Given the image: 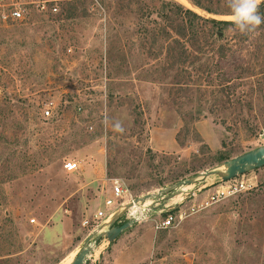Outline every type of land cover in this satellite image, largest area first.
<instances>
[{"label":"rangeland","instance_id":"1","mask_svg":"<svg viewBox=\"0 0 264 264\" xmlns=\"http://www.w3.org/2000/svg\"><path fill=\"white\" fill-rule=\"evenodd\" d=\"M21 1L23 19L0 20V264H70L105 224L93 214L113 178L134 198L264 145V24L251 36L234 25L216 35L196 20L205 30L193 38L177 4L229 14L188 0H78L60 3V14ZM202 1L228 10L225 0ZM175 31L186 33L181 45ZM105 112L124 134L104 127ZM219 179L119 235L148 240L137 264H264V166L233 178L251 188L192 212ZM168 212L186 216L155 229ZM96 245L105 253L109 242Z\"/></svg>","mask_w":264,"mask_h":264},{"label":"water","instance_id":"2","mask_svg":"<svg viewBox=\"0 0 264 264\" xmlns=\"http://www.w3.org/2000/svg\"><path fill=\"white\" fill-rule=\"evenodd\" d=\"M262 166H264V145L225 160L223 168L213 167L205 169L161 187L156 192H148L134 197L131 201L118 207L104 225L89 234L70 264H86L96 243L101 238H105L109 243L112 242L136 221L149 217L153 212L158 211L169 199L177 194V189L197 182H203L211 176H217L220 180L227 181ZM147 201L150 203L146 204ZM124 214L127 219L119 223L120 217ZM104 226L107 228L102 230Z\"/></svg>","mask_w":264,"mask_h":264},{"label":"built area","instance_id":"3","mask_svg":"<svg viewBox=\"0 0 264 264\" xmlns=\"http://www.w3.org/2000/svg\"><path fill=\"white\" fill-rule=\"evenodd\" d=\"M73 1H78V0H39L37 1V9L41 12L56 13L60 8V3L73 2ZM24 3L25 2L21 0H0L1 20L5 22V21H15L18 19H23L24 12L22 5ZM49 115H50V110L47 108L44 111V116L48 117ZM63 167L68 172L74 171L77 168V162L73 160H67L63 163ZM202 183L203 182H197L196 183L197 187L190 190H184L183 189L184 187H181L179 189V192L177 193L183 194V192H185L186 194L190 193L192 196H196V193L201 191L202 189L200 187L201 185H203ZM249 188H251L250 182H247L243 179L241 180L230 179L227 181H222L219 179L218 185H215L213 189L210 188L207 189L208 191L205 197L202 200L197 201L192 207L191 211L194 212L201 210L213 203H216L222 199L238 194L239 192ZM132 199L133 198L130 195V193H128L127 188H124L122 186L120 180L118 178H113L111 194L104 198V206L97 209L94 212L93 217L96 220H100L101 223L103 221L106 222L112 216V214L118 208V206L123 205L124 203H127ZM167 204L168 201L158 210V212L162 213L163 211H168L167 208L173 205V204H169L170 205L169 206ZM185 216L186 213L184 212H179L178 216H174L173 214L168 212L162 219L155 221L154 228L157 230L168 228L174 225L179 220H182ZM83 224L85 225L89 224V220L84 219Z\"/></svg>","mask_w":264,"mask_h":264},{"label":"clouds","instance_id":"4","mask_svg":"<svg viewBox=\"0 0 264 264\" xmlns=\"http://www.w3.org/2000/svg\"><path fill=\"white\" fill-rule=\"evenodd\" d=\"M264 0H225V6L229 10L230 22L234 25V31L241 35L251 36L264 24V15L260 13V4ZM105 128L111 127L115 133L124 134L126 129L123 121L110 118L104 113L102 121Z\"/></svg>","mask_w":264,"mask_h":264},{"label":"trees","instance_id":"5","mask_svg":"<svg viewBox=\"0 0 264 264\" xmlns=\"http://www.w3.org/2000/svg\"><path fill=\"white\" fill-rule=\"evenodd\" d=\"M80 1H82V0H80ZM188 1L192 5H194L196 7H199V8H201V9H203V10L209 12V13H214V14H229V10L220 11V10L214 9V8L208 6V5H205L202 0H188ZM74 2H76V1L66 2L65 4H71V3H74ZM177 6H178V9H179V14L182 15V17H183L182 18V22L184 24L183 26L185 27L184 29H187V31H191V37H193V38L197 37L199 35V33H204L203 30H205L204 27H200L198 29L196 20H200L202 22L210 23V25L216 30L215 31L216 35L218 33H221V31H222V29L224 27L229 26V25H233L230 22V20L206 18V17H203V16L197 14L196 12H194L192 9H190L188 7H184L183 5H180V4H177ZM70 9H73V8L70 7ZM64 10H65V8L62 7L61 8V11L58 12V13L60 14ZM71 12H72V10H71ZM49 13H51V12H49ZM58 13H56V14H58ZM260 13H261V15H264V2H262L260 4ZM73 14L74 13H71V14H69L67 16H69V18H70L71 16H73ZM2 22H4V21H2ZM9 22H12V21H5L4 23H9ZM199 30H201V31H199ZM212 31H213V29H212ZM175 33H176V37H172L171 41H173L174 43H177V44H180L181 45V42L178 39V37L183 36V34H186V33H180L178 31H175ZM159 47H161V46L159 45ZM230 157L231 156H226V157H224L223 160H226V159H228ZM8 220H9V218H8Z\"/></svg>","mask_w":264,"mask_h":264},{"label":"crops","instance_id":"6","mask_svg":"<svg viewBox=\"0 0 264 264\" xmlns=\"http://www.w3.org/2000/svg\"><path fill=\"white\" fill-rule=\"evenodd\" d=\"M139 220L138 222H140ZM107 246L106 252L103 253L104 251H102L101 246L97 247L95 245L93 249L94 253L92 251L93 254L91 253L90 256L97 255L102 258L103 254H107L109 260L105 264H137L148 254L150 244L145 238L139 237L129 241L119 236Z\"/></svg>","mask_w":264,"mask_h":264},{"label":"bare ground","instance_id":"7","mask_svg":"<svg viewBox=\"0 0 264 264\" xmlns=\"http://www.w3.org/2000/svg\"><path fill=\"white\" fill-rule=\"evenodd\" d=\"M150 203L149 201L146 202V204Z\"/></svg>","mask_w":264,"mask_h":264}]
</instances>
